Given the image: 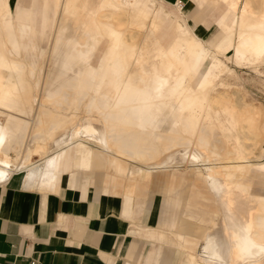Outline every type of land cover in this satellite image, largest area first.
I'll return each mask as SVG.
<instances>
[{
    "label": "bare ground",
    "instance_id": "6f19581e",
    "mask_svg": "<svg viewBox=\"0 0 264 264\" xmlns=\"http://www.w3.org/2000/svg\"><path fill=\"white\" fill-rule=\"evenodd\" d=\"M210 1L225 2L228 7L213 47L184 17L166 44L172 13L158 0H103L93 15L81 10L79 0H57L52 28L59 9L75 25L69 36L64 35V27L69 31L67 25L59 27L60 35L50 45L51 63L44 72L38 61L42 41L36 36L39 33L43 39L52 29L47 27L46 1L39 12L46 20L41 29L33 24L28 6L15 11L10 0H0V182L15 172L39 169L52 157L57 163L68 150L79 169H91L104 156L108 168L133 180L151 178L161 169L195 168L189 172L191 177L208 182L220 209L211 226L182 222L177 242L190 253L188 264H264V196L253 194L248 187L255 179L264 180V117L260 123L255 120L262 112L257 115L258 107L244 101L241 87L229 92L232 85L226 78L236 77L229 62L258 73L264 65V0ZM142 36L146 42L140 46L137 39ZM23 61L30 67L40 66L35 84L22 77ZM221 98L225 103L218 102ZM49 101L57 108L63 102L84 103L90 109L95 106L97 113L85 114V119L77 113L63 118L47 109ZM66 119L69 126L47 142L54 126ZM47 122L53 125L44 128ZM31 127L43 129L46 138L45 144L27 148L26 157L35 152L39 158L26 164L19 159L18 148L21 135ZM206 128L219 130L228 153L226 162L213 164L209 143L205 146L203 142ZM250 138L254 141L249 143ZM189 145L199 151L186 152L182 156L187 158L179 164L174 151ZM123 152L138 159H126ZM219 226L220 241L214 235ZM188 232L205 239L204 255L182 245Z\"/></svg>",
    "mask_w": 264,
    "mask_h": 264
},
{
    "label": "crops",
    "instance_id": "0c3cea01",
    "mask_svg": "<svg viewBox=\"0 0 264 264\" xmlns=\"http://www.w3.org/2000/svg\"><path fill=\"white\" fill-rule=\"evenodd\" d=\"M42 1L31 0L28 6L33 24L41 29L46 24L39 14ZM45 1L47 27L52 28L57 0ZM79 1L81 10L93 15L103 0L97 5L91 2L95 0ZM190 1L195 8L186 11L185 6L178 9L176 2L158 0L172 13L166 44L183 17L207 44L222 32L221 24L228 15L225 2ZM15 6L17 11L24 5L17 0ZM210 17L219 33L206 41L198 26H207ZM101 157L91 169H79L68 150L57 163L52 157L39 169L15 172L0 182V264H188L190 253L177 242L182 222L211 226L220 209L208 182L191 177L188 171L173 170H156L151 178L133 180L108 168ZM179 187L185 190L184 201ZM151 191L154 195L147 208L144 201ZM217 229L213 234L220 241L222 228ZM191 234H184L182 245L204 255L207 242Z\"/></svg>",
    "mask_w": 264,
    "mask_h": 264
},
{
    "label": "rangeland",
    "instance_id": "374dc122",
    "mask_svg": "<svg viewBox=\"0 0 264 264\" xmlns=\"http://www.w3.org/2000/svg\"><path fill=\"white\" fill-rule=\"evenodd\" d=\"M101 0H95V2L94 1H91L92 3H93V5H97L99 2H100ZM169 1H171L172 3L173 2H176V3H178L179 5H183V7H184V9L186 10V11H190V10H193L194 8H195V4L193 3V2H191L190 0H169ZM17 2V0H10V3H11V5L13 6V7H15L16 8V6H15V3ZM21 2H22V4L23 5H26V6H31L32 5V3H31V0H21ZM60 11H61V13H60ZM63 11H62V9L60 10L59 9V12L57 13V17H56V19L57 20H55V23L56 24H54V28H52V29H49L48 31H47V36L45 37V38H43L42 39V37L40 36V34L38 33V35L36 36V40H41L42 42V44H41V49L43 50V54H41L42 56H37V58H38V61L40 62L39 63V65L40 64H42V65H44V72L46 71V65L48 64V65H50L49 63H51L50 61H49V58H48V55H49V51H50V45L52 44V42L57 38V36H59L60 34L59 33H57V32H59V27L61 26V27H63V26H66L67 25V27H69L68 29H69V31L67 30V29H65V27H64V30H65V32L66 33H64V35H67V36H69V35H71L73 32H72V30H73V25L72 24H74L75 25V22H74V20L72 19V18H67V17H65V14H63L62 13ZM59 14V15H58ZM61 14H62V17H61ZM58 16H60V17H58ZM67 18V19H66ZM62 22H61V21ZM64 20H65V22H64ZM65 24H64V23ZM69 22V23H68ZM74 22V23H73ZM190 23L192 24V21H190ZM60 24V25H59ZM206 24H207V26L203 23H200L199 24V26H198V29H200V31H201V36L206 40V41H210L214 36H215V34H217V32H218V28H217V26H216V24L214 23V21L212 20V18L210 17L209 18V20H207V22H206ZM56 25V26H55ZM71 25H72V27H71ZM70 28H72V29H70ZM58 30V31H57ZM71 31V32H70ZM56 32V33H55ZM53 34H55V35H53ZM144 34H146V33H144ZM144 37L142 36L141 38H138L137 40H138V43H139V45L141 46L142 44H144L146 41V39L144 40L143 39ZM35 39V38H34ZM215 42V40L213 41V42H211L210 44H207V45H209L210 47H213V43ZM40 55V54H39ZM42 59V60H41ZM49 62V63H48ZM23 63H25L24 65L25 66H23V67H20L19 69H20V72H21V75H24V76H22V77H25L24 79H26V80H31L32 82L31 83H34L35 84V76H36V73H38V68H40V66H38L37 68H34V67H30V66H28L27 64H28V62L27 61H23ZM229 65L235 70V72H236V77L235 78H232V77H226L227 78V80H228V82H230L231 83V85L232 86H230V91L229 92H231V90H236V89H238V88H242L243 90H245V92L243 91V95H244V101H247L248 103H251V104H253L255 107H258V114L257 115H259L261 112V114H260V118H259V116H257V117H255V120L258 122V123H260L261 121H262V119L263 118H261V116H263L264 117V65L263 64H261L260 65V72L258 73V72H256V71H254V70H252L251 68H246V67H239V66H236V65H234L233 63H230L229 62ZM30 67V68H29ZM30 70V71H29ZM31 70H33L34 71V73H35V75H33V76H31V75H29V74H27L28 73V71L31 73ZM24 72V73H23ZM238 73V74H237ZM42 74H43V72H42ZM29 75V76H28ZM43 76V75H42ZM239 77V78H238ZM39 77L37 76V78L36 79H38ZM41 78V77H40ZM233 83V84H232ZM40 84H41V81H40ZM229 89V88H228ZM219 90H224V88L222 87V88H220ZM245 93V94H244ZM48 94H50V92L48 91H46V95H48ZM222 100V101H221ZM221 100L219 99L218 100V102L219 103H221V104H223V103H225V99H223V98H221ZM224 101V102H223ZM76 103V104H75ZM73 102V103H71V104H68V103H62L61 104V106L59 107V108H57V107H55L54 106V104L52 103V102H46V104H48V106H50V107H47V109H49L51 112H53V113H58L59 114V116L60 117H65L66 118V115L68 116L69 114V117H71L72 115L71 114H76L77 113V115L79 114V115H82V119H85V117H86V115H88V114H90V113H97V108H95V106H93L91 109L86 105L85 106V104L84 103H77V102ZM73 104V105H72ZM79 104V105H78ZM124 104V103H123ZM67 105V106H66ZM72 105V106H71ZM81 105H84V106H81ZM218 105V104H217ZM75 106H78V107H75ZM127 106V105H126ZM126 106H125V108H126ZM260 106V107H259ZM68 107V108H67ZM70 107V108H69ZM122 108H124L123 106H121ZM57 108V109H56ZM61 108V109H60ZM79 108V109H78ZM85 108H86V110H85ZM59 109V110H58ZM93 109V110H92ZM54 110V111H53ZM62 112H61V111ZM89 111H91V112H89ZM102 111H105V110H102ZM61 112V113H60ZM64 112V113H63ZM66 112H68V113H66ZM75 112V113H74ZM86 114V115H85ZM63 117V118H64ZM68 117V118H69ZM45 118V120H48V119H46V118H48L47 116H45L44 117ZM81 118H79V119H81ZM78 119V120H79ZM81 119V120H82ZM258 119H259V121H258ZM254 120V121H255ZM255 121V122H256ZM67 123V124H64V123ZM256 122V123H257ZM255 123V124H256ZM257 123V124H258ZM63 124V125H62ZM69 121L67 122V119H66V121H62V123H60V126L58 125V126H54V133L52 134V136H49V138H47L46 140H47V142H52V140L54 139V137H55V133L57 132V131H60L61 130V128L63 129L65 126H69ZM250 124V123H249ZM252 125H253V123H251ZM250 124V125H251ZM50 125H53V124H51V123H49V122H47V123H45L44 125H43V127L44 128H46L47 126H50ZM250 125H248V126H250ZM97 127H98V129H101V127H102V125L101 124H98L97 125ZM261 127L264 129V120H263V122H262V124H261ZM32 128V127H31ZM29 130V131H28ZM31 131V132H30ZM256 131V130H255ZM205 132H206V135H207V139L206 140H203V142H204V145L205 146H207V144L209 143V145L207 146V147H209V149H211V157H214L213 158V164H220V163H224V162H226L227 160H224V159H226L227 158V156H228V153H227V150H226V144H225V142H224V140H223V138H222V136L220 135V133H219V130H217V129H213V130H209V128H206L205 129ZM29 133V134H28ZM31 133V134H30ZM45 133V131L43 130V129H34L33 130V128L32 129H27L26 131H24V133L21 135V146L18 148V153L20 154L19 155V159L22 161V162H25L26 164H30L31 162H33V161H35V160H37L39 157V155H38V153H35V152H33V154H32V158L31 157H26L27 156V148L28 149H30V148H32V149H34V148H37V147H39L40 145H43V144H45V138H46V133H45V135H43V134ZM259 132L257 131V134H258ZM252 134V133H251ZM260 136H261V134H259ZM45 136V137H44ZM251 136V138L253 137L252 135H250ZM31 137V138H30ZM67 138L68 139H70V136L68 135L67 136ZM250 138V139H251ZM254 138V137H253ZM249 139V143L250 142H253L254 140L253 139H251L250 140ZM208 141V142H207ZM210 141V142H209ZM207 142V143H206ZM35 143V144H34ZM33 145H34V147H33ZM214 145H216V147H213ZM261 147L263 148L264 147V142L261 144ZM220 148V149H219ZM26 149V150H25ZM198 150L199 151V148H197V146L196 145H194V148H193V146L192 145H189V146H187V147H177L176 148V150L174 151V154H175V156H174V159H175V161L176 162H178L179 164H181L182 162H183V159L185 158H187V156H182L183 154H185L186 152L187 153H189V152H192L193 150ZM214 151H215V153H214ZM24 154V155H23ZM121 154V156H124L126 159H129L130 160V158H132V160L133 159H138V157H134V156H132V155H130V153H120ZM122 154H125V155H122ZM217 154V155H216ZM224 154H227V155H224ZM35 155V156H34ZM130 155V156H129ZM219 155V156H218ZM22 156H24V157H22ZM221 156V157H220ZM26 158V159H25ZM217 158V159H216ZM220 158V160H218ZM222 158V159H221ZM33 159V160H32ZM28 160V161H27ZM215 161V162H214ZM217 161V162H216ZM219 162V163H218ZM183 164H185V163H183ZM181 169H184V170H182V171H184V172H187V167H186V169H185V167H183V168H181ZM162 170V169H161ZM163 170H166V169H163ZM194 170H195V168H190V170H188V172H194ZM174 171H176V170H174ZM238 173V172H237ZM17 175H19L20 177H21V174L20 173H16ZM238 175V174H237ZM240 175V176H239ZM238 176H236L235 175V178H239V177H241V173L239 174ZM248 187H250V190L252 191V193L253 194H261V195H264V180L262 181V180H259V179H255V180H253L252 181V183H251V185L250 186H248ZM179 191H181L180 193L182 194L181 196H182V200L184 201V199H185V197H186V195H184L185 193H184V188H182V187H179ZM150 194H149V197H147L146 199H145V201H144V207H147L148 208V206H150L151 205V198H152V195H154V194H152V191L151 192H149ZM159 194H161V193H159ZM159 199H161V197L160 196H158V195H156ZM174 197V196H173ZM161 204H162V202L159 204V208L158 209H160V211H161ZM169 215L170 214H168V216L166 215V217H169ZM219 222H220V217H219ZM218 232V229L216 228V233ZM198 251H201V247H198Z\"/></svg>",
    "mask_w": 264,
    "mask_h": 264
}]
</instances>
